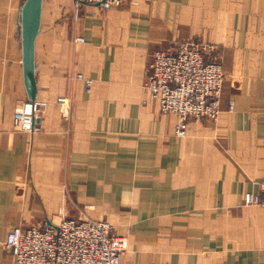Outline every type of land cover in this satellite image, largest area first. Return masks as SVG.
I'll return each mask as SVG.
<instances>
[{
	"label": "crops",
	"instance_id": "crops-1",
	"mask_svg": "<svg viewBox=\"0 0 264 264\" xmlns=\"http://www.w3.org/2000/svg\"><path fill=\"white\" fill-rule=\"evenodd\" d=\"M26 1L0 0V264H15L14 227L64 219L109 222L129 240L122 264H264L263 210L245 203L264 182V0H43L33 135L14 125ZM182 42L216 46L225 79L219 118L180 139L144 83Z\"/></svg>",
	"mask_w": 264,
	"mask_h": 264
},
{
	"label": "built area",
	"instance_id": "built-area-1",
	"mask_svg": "<svg viewBox=\"0 0 264 264\" xmlns=\"http://www.w3.org/2000/svg\"><path fill=\"white\" fill-rule=\"evenodd\" d=\"M71 1L78 10L85 5L119 8L129 0ZM220 58L216 46L195 42H182L170 52L155 53L144 87L163 113L176 117L177 138L188 135L190 121L219 118L225 79ZM78 77L85 81L90 92L93 81L81 74ZM58 104L68 110L70 100L59 98ZM45 107L47 103L39 100L26 102L15 112L16 129L32 135L41 132L38 120ZM245 203L260 206L264 215V182L260 184V193L245 196ZM4 246L15 264H122L129 240L116 235L107 221L64 219L56 228L16 226L7 235Z\"/></svg>",
	"mask_w": 264,
	"mask_h": 264
},
{
	"label": "water",
	"instance_id": "water-1",
	"mask_svg": "<svg viewBox=\"0 0 264 264\" xmlns=\"http://www.w3.org/2000/svg\"><path fill=\"white\" fill-rule=\"evenodd\" d=\"M43 0H27L22 9V46L25 85L29 101L37 100L35 45L41 26Z\"/></svg>",
	"mask_w": 264,
	"mask_h": 264
},
{
	"label": "rangeland",
	"instance_id": "rangeland-1",
	"mask_svg": "<svg viewBox=\"0 0 264 264\" xmlns=\"http://www.w3.org/2000/svg\"><path fill=\"white\" fill-rule=\"evenodd\" d=\"M94 6V5H93ZM224 71H225V69H224ZM230 102H233V100H230L229 102H228V106H229V108H230ZM231 110V109H230ZM113 230H114V227H113Z\"/></svg>",
	"mask_w": 264,
	"mask_h": 264
}]
</instances>
